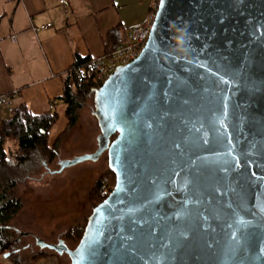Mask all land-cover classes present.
<instances>
[{
	"label": "water",
	"instance_id": "water-1",
	"mask_svg": "<svg viewBox=\"0 0 264 264\" xmlns=\"http://www.w3.org/2000/svg\"><path fill=\"white\" fill-rule=\"evenodd\" d=\"M93 100L98 149L59 172L107 154L115 186L71 264H264V0H159Z\"/></svg>",
	"mask_w": 264,
	"mask_h": 264
},
{
	"label": "crops",
	"instance_id": "crops-1",
	"mask_svg": "<svg viewBox=\"0 0 264 264\" xmlns=\"http://www.w3.org/2000/svg\"><path fill=\"white\" fill-rule=\"evenodd\" d=\"M158 0H0V95L18 92L14 108L25 105L34 116L50 111L58 120L55 139L68 125L62 100L70 69L78 59L104 55L124 40L129 28L144 23ZM51 25L48 29L34 31ZM17 35V43L11 37ZM10 117L0 106V122Z\"/></svg>",
	"mask_w": 264,
	"mask_h": 264
},
{
	"label": "rangeland",
	"instance_id": "rangeland-1",
	"mask_svg": "<svg viewBox=\"0 0 264 264\" xmlns=\"http://www.w3.org/2000/svg\"><path fill=\"white\" fill-rule=\"evenodd\" d=\"M94 111L90 96L83 102L74 127L60 132L55 139L50 138L49 132V148L53 149L58 141L56 157L50 163L47 159L45 164L36 163L37 170L32 171L31 178L18 186L23 206L12 225L22 252L15 260L27 261L24 264H70L67 255L60 257L51 250L41 249L36 240L50 244L62 240L67 247L75 249L93 210L113 190L115 179L109 171L107 154L97 162H83L59 172L60 161L97 151L101 133ZM6 149L16 151V143L8 142Z\"/></svg>",
	"mask_w": 264,
	"mask_h": 264
},
{
	"label": "trees",
	"instance_id": "trees-1",
	"mask_svg": "<svg viewBox=\"0 0 264 264\" xmlns=\"http://www.w3.org/2000/svg\"><path fill=\"white\" fill-rule=\"evenodd\" d=\"M109 40L110 42L116 41L110 50L123 41L119 39L118 30L110 32ZM89 60V58L78 59L76 64L86 63ZM69 77L72 79V84L67 83L62 98L67 105L66 131L77 124L78 112L82 109L85 99L90 96L94 98L95 90L104 83L97 78L80 80L72 72H69ZM53 109L54 105L48 113L34 116L25 105H19L14 108L10 117L0 122V253L2 256L10 253L8 260L14 261L15 264L27 262L15 260V257L22 252L19 245H16L15 230L12 225L23 206L17 190L19 185L31 178L32 171L37 170L34 167L36 163L45 164V159L50 163L56 157L55 150L58 141L53 149L48 146V134L58 120ZM8 142H15L17 150L8 152L6 149ZM109 171L114 175L110 169ZM104 199L106 197H103L101 202Z\"/></svg>",
	"mask_w": 264,
	"mask_h": 264
},
{
	"label": "built area",
	"instance_id": "built-area-1",
	"mask_svg": "<svg viewBox=\"0 0 264 264\" xmlns=\"http://www.w3.org/2000/svg\"><path fill=\"white\" fill-rule=\"evenodd\" d=\"M159 0L154 4L147 20L142 24L134 25L126 32L125 39L116 45L113 49L107 51L104 55L91 58L86 63L76 64L70 69V73H74L76 78L85 80L89 78H97L105 82L117 69L127 66L135 61L145 49L151 30L153 28ZM51 25L40 28H34V31L48 29ZM13 43H17V35L11 37ZM18 96V92L14 91L9 94L0 95V106H5L9 113L14 110V101ZM53 108V105L50 109ZM0 264H13L0 253Z\"/></svg>",
	"mask_w": 264,
	"mask_h": 264
},
{
	"label": "flooded vegetation",
	"instance_id": "flooded-vegetation-1",
	"mask_svg": "<svg viewBox=\"0 0 264 264\" xmlns=\"http://www.w3.org/2000/svg\"><path fill=\"white\" fill-rule=\"evenodd\" d=\"M27 236V235H25ZM19 242H20V239L17 238L16 239V245L18 246L19 245ZM36 244L38 245L37 243V240H36ZM50 244V243H49ZM53 246H56L55 248L51 247V248H47V247H40L41 249H48V250H51L53 251L54 253H56L58 256H63V255H67L70 259V264L72 262V258L71 256L67 253L66 249L70 252H73L77 249V247L75 249H70L69 247H67V245H65V242L62 241V240H59L57 244H51ZM79 245V244H78Z\"/></svg>",
	"mask_w": 264,
	"mask_h": 264
}]
</instances>
